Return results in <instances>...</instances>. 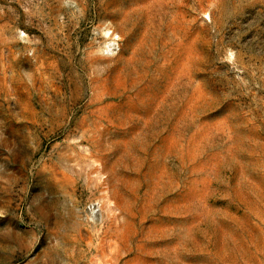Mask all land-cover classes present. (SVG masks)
<instances>
[{
  "label": "rangeland",
  "instance_id": "1",
  "mask_svg": "<svg viewBox=\"0 0 264 264\" xmlns=\"http://www.w3.org/2000/svg\"><path fill=\"white\" fill-rule=\"evenodd\" d=\"M0 264H264V0H0Z\"/></svg>",
  "mask_w": 264,
  "mask_h": 264
}]
</instances>
